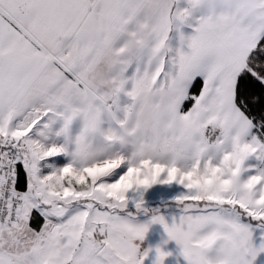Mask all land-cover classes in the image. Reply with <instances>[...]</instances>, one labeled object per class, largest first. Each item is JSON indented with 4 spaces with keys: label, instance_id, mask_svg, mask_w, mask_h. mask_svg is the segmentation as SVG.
<instances>
[{
    "label": "snow or ice",
    "instance_id": "snow-or-ice-1",
    "mask_svg": "<svg viewBox=\"0 0 264 264\" xmlns=\"http://www.w3.org/2000/svg\"><path fill=\"white\" fill-rule=\"evenodd\" d=\"M157 224L264 254V0H0V264H144Z\"/></svg>",
    "mask_w": 264,
    "mask_h": 264
},
{
    "label": "crops",
    "instance_id": "crops-1",
    "mask_svg": "<svg viewBox=\"0 0 264 264\" xmlns=\"http://www.w3.org/2000/svg\"><path fill=\"white\" fill-rule=\"evenodd\" d=\"M142 222L147 220L148 217H140ZM167 239L166 233L163 230V226L152 225L149 232L146 235L143 247L152 248L153 251L149 254L148 258L145 259L144 264H153L156 253L154 249L157 246H162L163 250L171 253L164 260V264H186L183 257L179 254V248L174 241H169L168 244L164 245L163 241ZM257 245L260 243L259 239L256 241ZM256 264H264V254H261L256 261Z\"/></svg>",
    "mask_w": 264,
    "mask_h": 264
},
{
    "label": "rangeland",
    "instance_id": "rangeland-1",
    "mask_svg": "<svg viewBox=\"0 0 264 264\" xmlns=\"http://www.w3.org/2000/svg\"><path fill=\"white\" fill-rule=\"evenodd\" d=\"M181 189L176 186H156L153 189H150L146 193V201L148 206L151 207H160V202L169 203L176 195L179 194ZM164 211H161V214L165 216L166 220L171 223L172 217L178 215L177 209L172 206L161 207ZM145 217V216H141ZM160 226V225H159ZM162 226V225H161Z\"/></svg>",
    "mask_w": 264,
    "mask_h": 264
},
{
    "label": "trees",
    "instance_id": "trees-1",
    "mask_svg": "<svg viewBox=\"0 0 264 264\" xmlns=\"http://www.w3.org/2000/svg\"><path fill=\"white\" fill-rule=\"evenodd\" d=\"M162 202H160V206H161ZM161 211H164L163 208L161 209Z\"/></svg>",
    "mask_w": 264,
    "mask_h": 264
}]
</instances>
